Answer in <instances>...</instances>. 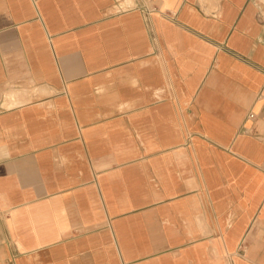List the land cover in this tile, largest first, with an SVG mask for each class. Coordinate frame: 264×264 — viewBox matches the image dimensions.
<instances>
[{
	"label": "crops",
	"instance_id": "obj_1",
	"mask_svg": "<svg viewBox=\"0 0 264 264\" xmlns=\"http://www.w3.org/2000/svg\"><path fill=\"white\" fill-rule=\"evenodd\" d=\"M0 264H264V0H0Z\"/></svg>",
	"mask_w": 264,
	"mask_h": 264
},
{
	"label": "built area",
	"instance_id": "obj_2",
	"mask_svg": "<svg viewBox=\"0 0 264 264\" xmlns=\"http://www.w3.org/2000/svg\"><path fill=\"white\" fill-rule=\"evenodd\" d=\"M250 118H254V115H250Z\"/></svg>",
	"mask_w": 264,
	"mask_h": 264
}]
</instances>
